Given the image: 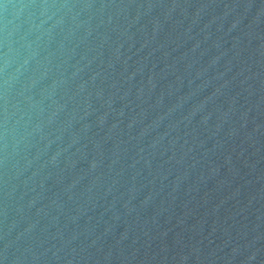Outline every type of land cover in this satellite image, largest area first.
Segmentation results:
<instances>
[{
	"label": "water",
	"instance_id": "95a60500",
	"mask_svg": "<svg viewBox=\"0 0 264 264\" xmlns=\"http://www.w3.org/2000/svg\"><path fill=\"white\" fill-rule=\"evenodd\" d=\"M0 264H264V0H0Z\"/></svg>",
	"mask_w": 264,
	"mask_h": 264
}]
</instances>
